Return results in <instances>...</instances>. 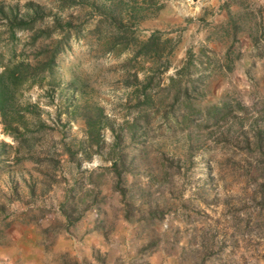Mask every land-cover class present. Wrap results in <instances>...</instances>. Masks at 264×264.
<instances>
[{
	"label": "rangeland",
	"instance_id": "obj_1",
	"mask_svg": "<svg viewBox=\"0 0 264 264\" xmlns=\"http://www.w3.org/2000/svg\"><path fill=\"white\" fill-rule=\"evenodd\" d=\"M0 79V264H264V1L0 0Z\"/></svg>",
	"mask_w": 264,
	"mask_h": 264
},
{
	"label": "trees",
	"instance_id": "obj_2",
	"mask_svg": "<svg viewBox=\"0 0 264 264\" xmlns=\"http://www.w3.org/2000/svg\"><path fill=\"white\" fill-rule=\"evenodd\" d=\"M156 36L155 35H151L147 41H145L142 45H141V50L139 52H148L149 50H151V48H154V46L156 45ZM11 72H5V79L9 80V78L12 77V75L10 74ZM9 75V76H8ZM13 80H15V77H12ZM1 80V79H0ZM11 81V80H10ZM9 82V81H7ZM6 89V88H5Z\"/></svg>",
	"mask_w": 264,
	"mask_h": 264
},
{
	"label": "crops",
	"instance_id": "obj_3",
	"mask_svg": "<svg viewBox=\"0 0 264 264\" xmlns=\"http://www.w3.org/2000/svg\"><path fill=\"white\" fill-rule=\"evenodd\" d=\"M259 1H262L263 2L264 0H259Z\"/></svg>",
	"mask_w": 264,
	"mask_h": 264
}]
</instances>
